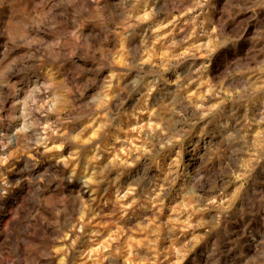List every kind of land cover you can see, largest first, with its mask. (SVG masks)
Listing matches in <instances>:
<instances>
[{
  "label": "clouds",
  "instance_id": "clouds-1",
  "mask_svg": "<svg viewBox=\"0 0 264 264\" xmlns=\"http://www.w3.org/2000/svg\"><path fill=\"white\" fill-rule=\"evenodd\" d=\"M0 264H264V0H0Z\"/></svg>",
  "mask_w": 264,
  "mask_h": 264
}]
</instances>
